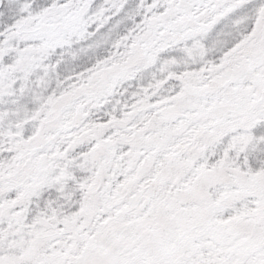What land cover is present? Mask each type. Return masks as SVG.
Listing matches in <instances>:
<instances>
[{"label": "snow or ice", "instance_id": "6c2138e0", "mask_svg": "<svg viewBox=\"0 0 264 264\" xmlns=\"http://www.w3.org/2000/svg\"><path fill=\"white\" fill-rule=\"evenodd\" d=\"M0 264H264V0H0Z\"/></svg>", "mask_w": 264, "mask_h": 264}]
</instances>
